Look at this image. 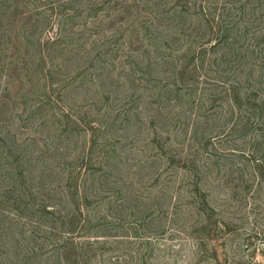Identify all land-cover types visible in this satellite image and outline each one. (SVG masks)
<instances>
[{"label":"rangeland","instance_id":"obj_1","mask_svg":"<svg viewBox=\"0 0 264 264\" xmlns=\"http://www.w3.org/2000/svg\"><path fill=\"white\" fill-rule=\"evenodd\" d=\"M127 1L137 5L134 19L131 14L116 19L123 25L115 22L84 37L74 36L80 33L70 26L64 35L81 39V55L97 60L101 52L106 61L99 67L82 62L84 77L60 84L63 103H70L62 108L88 115L89 123L64 119V126L40 128L20 120L23 108L16 106L21 81L45 85L35 59L40 34L35 37L30 30L35 22L43 24L42 42L48 43L70 20L58 16L56 0H0V243L7 247L0 249L10 250L11 243L43 245L48 251H37L45 256L43 264L74 257L80 264H264V139L235 125L245 101L233 105L226 86L211 82L231 86L218 73L226 66H214L210 53L201 67L202 57L195 52L204 41L191 44L183 38V26L188 29L192 19L163 26L155 16L156 9L186 1L194 2L190 12H198L199 1ZM251 7L256 16L247 27L258 57L264 49V0ZM146 21L163 32L168 44L136 36L139 23ZM119 26L125 38L118 55H111L100 43ZM130 43V49L123 46ZM62 48L73 50L66 44ZM193 65H200L197 80L210 81L198 93L183 78ZM257 92L263 108L264 79ZM68 125L71 132H65ZM86 144L94 152L83 154ZM19 157L28 160L21 167L12 164ZM102 169L110 175L99 173ZM23 188L51 196L48 204L56 211L70 209L75 192L90 199L80 223L88 236L69 246H77L71 248L76 256L58 249L63 237L50 231V222L36 225L29 209L9 207L6 192L19 194Z\"/></svg>","mask_w":264,"mask_h":264},{"label":"trees","instance_id":"obj_2","mask_svg":"<svg viewBox=\"0 0 264 264\" xmlns=\"http://www.w3.org/2000/svg\"><path fill=\"white\" fill-rule=\"evenodd\" d=\"M56 1L60 5L58 16L70 20V22H66L62 25V34H57L55 40H49L47 43L42 42L43 34L41 30L46 32V27L43 28V24L39 22L36 24L35 22L32 26L33 29L30 30L35 37L40 34V37L38 38L39 45L36 48L38 56H35V59L39 60L38 66L40 72L45 76V85L41 86V82H34L32 79H29L27 81H21L17 86L20 93L16 96V106H21L23 108V116L19 119L25 123H30L32 126H38L40 128H47L49 124L52 125L53 123L55 127L64 126V123L62 122L64 119L78 120V124H81V121L79 120H83L88 124L89 122H86L88 115L81 117V114L79 113L73 112L72 114L70 108L68 110L62 108L63 98L61 95L60 84L63 82L73 83L78 79H82L84 77V74L80 71V63L82 62L85 63L87 61L88 63H91L90 67H94V65H98L99 67L100 64L106 65V61L103 62L101 60L103 56V53L101 52L97 54V60H91L88 56L81 55V47L77 44L81 39L64 38V35L67 34L68 31L67 28L70 26L77 27V32L80 34L74 36L78 37H84L86 34L94 33V29H96L97 33L100 31L103 32L108 29L109 26H115L114 23L118 22L116 21L118 17L131 14L128 17H133L134 19L135 6L137 5L136 3H131L127 0ZM197 1L200 3L198 12H190L195 6L194 2L186 1L183 3H176L170 9H165L164 7L156 9L155 16L157 15L158 20L163 23V26L170 23L181 24L180 21L182 19L183 23H185V17L192 19L190 22H196L192 25V23L188 21L190 24L188 29H185L183 26V38H187V41H190L191 44H196L198 41H204L202 46L198 47L196 49L197 52H195V54H200L202 57V68L205 65L204 57L207 53H210L212 55L211 57H215L212 62L214 66L217 68L226 66V70H221L220 68L218 69V73L223 75L220 78L222 81L231 80V86H227L225 83L223 84V82L215 79L211 82L226 86V89L231 96L230 101L233 102V105L239 104L240 100L245 101L247 108L240 109L243 116L238 119L237 124L235 125L245 134L250 132L253 136H258L264 139V107H259L260 100L257 98V90L260 89L264 79V58H262L264 56V49L260 50L259 56L257 57L256 50H252L253 44L249 39L250 36H253V33L250 28L247 27L251 17L256 16V10L251 7V4L254 2L262 4L263 0H225V3H223L224 0H219L221 1L220 4H214L215 0ZM50 9L51 10L49 11H54V7H50ZM150 10L152 11L151 13H153V10ZM182 13L183 17H181ZM47 18L49 19V17ZM80 19H84V22L80 21ZM77 21H80L81 24H77ZM97 21L99 22L96 23ZM119 24L123 25L122 22ZM139 25V28L136 30V36L138 38L144 36L147 40L150 39L161 41L164 44L167 43L166 38L162 36L163 32L154 30L152 23L146 21L142 24L139 23ZM148 25L149 27H147ZM130 28V33L132 34L134 22ZM110 31L113 34H111L110 39L108 38L100 43V48L108 50L111 55H118V48L121 41L125 38L123 36L124 30L123 27L119 26V28L115 27ZM73 33L75 32L69 34ZM26 34L28 33L26 32ZM64 41H68V43H64ZM64 44L72 47L73 50L69 49L68 51L66 48H62ZM131 45L132 43L128 45L124 44L123 46L130 49ZM221 49L224 50V53L218 55L217 51ZM193 66V69L190 72H186L183 78L185 81L188 80L187 85L188 83H193V86H189L191 87L189 89L195 90L197 87L196 92L198 93L203 91V87L205 85L208 86L210 81L208 82L207 80V82H205L204 80L202 82L197 80L196 76L199 72L200 65ZM27 69L29 70V67ZM26 77L27 75L25 78ZM16 83L17 82H13L12 85H16ZM214 85L218 87V85ZM49 87H51V89ZM249 87H252L253 90H250ZM56 88H58L60 92L55 90ZM183 89L185 90L186 88ZM221 89L226 91L224 88ZM218 91L220 90L216 88L215 93H218ZM63 104L70 105L68 100ZM192 104L193 102L191 105ZM262 105L264 104L262 103ZM215 116L216 115L213 114V117ZM207 120L209 119L207 118ZM228 123H230V119ZM71 131L72 126L68 125L65 132ZM85 146H87V144ZM78 147L79 146L77 145L74 148L79 150ZM87 147H83L81 150L83 154L86 151L94 152V148L92 149L88 147V149ZM27 161L26 158L21 159V157H19L16 158V160H13L12 164L17 166L20 165L21 167V162ZM98 172L102 173L104 176H108L111 173L108 170L105 172L104 169L98 170ZM20 183L24 186L25 180L20 178ZM16 191L17 189L9 190L5 194L9 207L10 205L14 206L15 209L21 212L28 211L29 209L28 215L32 219L31 222L36 225L43 222H50V231L57 232L63 237L64 244L58 246V249L63 253H67L69 256H76L77 254L73 252L71 248H76L77 246H69L71 245V242L75 243V239L86 238L88 236V233L85 230H80V223L84 220L85 212L89 208L90 199L88 197L81 199V196L75 192V197L73 198V201L70 202L72 207L70 209L56 211L54 206L48 204V202L51 201V196L45 194L39 196V193L33 194L29 192V190H25V188H23L19 194H17ZM44 195V200H40L39 197ZM49 207H53L54 210L48 211ZM59 207H61V205H59ZM0 245V248H7L3 243H0ZM8 249L10 250L0 249L1 264H43L42 258L45 256L38 255L37 251H43L44 253L48 251L43 245L27 243H17L16 245L11 243ZM76 259L78 258L74 257L73 260L66 258L65 263L80 264V262H76ZM46 264L58 263L48 261Z\"/></svg>","mask_w":264,"mask_h":264}]
</instances>
